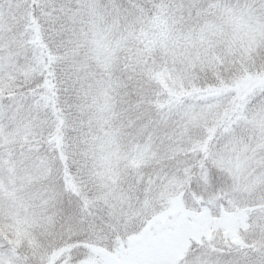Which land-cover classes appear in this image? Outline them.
<instances>
[{
  "label": "snow or ice",
  "instance_id": "6c2138e0",
  "mask_svg": "<svg viewBox=\"0 0 264 264\" xmlns=\"http://www.w3.org/2000/svg\"><path fill=\"white\" fill-rule=\"evenodd\" d=\"M0 264H264V0H0Z\"/></svg>",
  "mask_w": 264,
  "mask_h": 264
}]
</instances>
